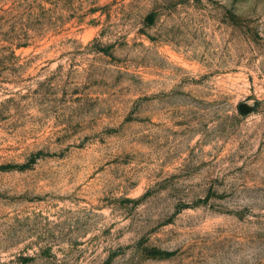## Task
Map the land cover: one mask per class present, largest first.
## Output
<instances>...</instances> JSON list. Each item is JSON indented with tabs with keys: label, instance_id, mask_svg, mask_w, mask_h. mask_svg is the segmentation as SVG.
<instances>
[{
	"label": "rangeland",
	"instance_id": "rangeland-1",
	"mask_svg": "<svg viewBox=\"0 0 264 264\" xmlns=\"http://www.w3.org/2000/svg\"><path fill=\"white\" fill-rule=\"evenodd\" d=\"M0 264H264V0H0Z\"/></svg>",
	"mask_w": 264,
	"mask_h": 264
}]
</instances>
